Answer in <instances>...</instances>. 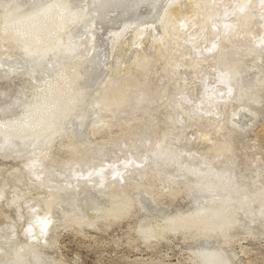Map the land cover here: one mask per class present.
<instances>
[{
    "label": "rangeland",
    "instance_id": "obj_1",
    "mask_svg": "<svg viewBox=\"0 0 264 264\" xmlns=\"http://www.w3.org/2000/svg\"><path fill=\"white\" fill-rule=\"evenodd\" d=\"M54 1L0 0V31ZM69 1L59 49L0 36V120L71 64L88 102L125 87L123 105L0 133V264H264V0ZM227 209L222 230L166 222Z\"/></svg>",
    "mask_w": 264,
    "mask_h": 264
},
{
    "label": "bare ground",
    "instance_id": "obj_2",
    "mask_svg": "<svg viewBox=\"0 0 264 264\" xmlns=\"http://www.w3.org/2000/svg\"><path fill=\"white\" fill-rule=\"evenodd\" d=\"M186 3L189 2L188 1L180 2L179 6L177 5L175 7H172L169 11L173 15L180 14L183 12L185 13ZM124 4L126 7L124 6ZM124 4H123V8L122 9L120 8V10H122L120 11L121 13H123L124 8H125L124 12H129L131 10V7L127 6V2H125ZM28 16H25L28 17L26 19H24V17H22L21 19H17L16 23L14 24L11 25L8 24L6 29L0 31V36L13 38L14 42L20 41V43L23 44L24 48H28V46H35V48L52 47L59 49L60 46L57 44L55 45V43L60 42L61 38L66 34H68V36H71V34L73 35V31L75 30V27L79 22V17H77V14L75 10H73L69 0H55L51 6L47 8L44 7V10L41 13H36ZM4 19L7 20V17H4ZM149 24L152 27L153 21L152 23L150 22ZM151 27H149L148 25L145 28H142V30L146 31L148 29L150 31ZM86 30H88L89 32V28H87ZM142 33L143 31L137 33V36L133 40L134 43L138 42V44H141V41L139 40L140 39L139 36ZM153 39L154 40L157 39L155 35H153ZM71 59L72 57H70V60ZM143 59H147V57H144L142 55L139 58L135 57L134 60L140 62ZM57 75H58L57 77L52 78L50 81L46 83H43L40 86V88L37 87L38 90H35V93L32 95L31 99L27 102H25L26 100L23 102L25 103V105L23 104V107L22 106L20 107L22 108V112L18 117L3 121L0 120V133L2 134V137L4 136V139L6 141L10 142V140L19 139L21 140L20 142L22 144V140L27 137L44 138L52 133L57 132V130L61 127V125L63 126L64 122L70 120L73 114H77L80 112L76 116L80 117L82 114L83 117L84 114L82 113V111L85 110L84 108L86 106L88 105L94 107L103 106L105 109H107V111H110V108L112 109L113 104L114 105L119 103L121 104L122 100L125 97V91H126L125 87H121L120 89H117L114 92L110 91L111 93H109V91L107 90V94L102 95L100 97L99 95L96 96L97 95L96 94L94 95V97H92V101L88 102L86 99V95L88 96L86 88L88 86L86 87L85 86L86 84L85 85L83 84L84 76L81 77L82 75L81 73H79L78 65L71 64ZM86 82L87 81H85V83ZM106 96H109V98H106ZM122 105L123 104H121L120 106ZM117 106L118 107L116 106L115 107L120 109V106L119 105ZM14 142H12V144ZM205 186L208 187L209 185H207L206 183ZM128 206H129L128 197L125 194H121L118 199H115L111 204L103 208L102 209L103 211L101 210V214L106 212L109 214L113 213L115 215H121L126 211ZM234 211L235 210L233 209H227L226 211L215 210L213 212L212 211L204 212L203 210H195L194 212L187 214L185 216L179 215V216L171 217L167 219L166 222L169 227H173V228H177L181 224H187L191 226H199L206 230L208 229L212 230L215 227H218L219 229L222 230L224 226L227 225L228 218L230 219L232 217ZM148 231L150 230H147L146 234L150 233ZM19 248L22 249L24 247L21 246ZM16 259L19 260L20 258H16Z\"/></svg>",
    "mask_w": 264,
    "mask_h": 264
}]
</instances>
